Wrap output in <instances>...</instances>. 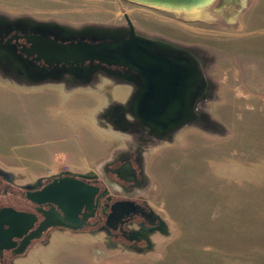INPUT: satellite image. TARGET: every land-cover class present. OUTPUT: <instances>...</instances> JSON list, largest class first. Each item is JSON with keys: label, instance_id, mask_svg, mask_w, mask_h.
<instances>
[{"label": "rangeland", "instance_id": "obj_1", "mask_svg": "<svg viewBox=\"0 0 264 264\" xmlns=\"http://www.w3.org/2000/svg\"><path fill=\"white\" fill-rule=\"evenodd\" d=\"M123 11L152 31L218 54L209 71L215 99L206 109L221 129L185 126L147 153V200L163 211L170 232L154 239L151 252L120 255L95 238L64 235V264H264V0H246L235 17L210 9L198 21L119 0H0V12L40 19L106 22ZM102 107L93 90H34L0 80V166L27 178L98 169L122 145L95 123ZM162 160L164 170L156 172ZM54 250L38 252L40 263L51 264Z\"/></svg>", "mask_w": 264, "mask_h": 264}, {"label": "flooded vegetation", "instance_id": "obj_2", "mask_svg": "<svg viewBox=\"0 0 264 264\" xmlns=\"http://www.w3.org/2000/svg\"><path fill=\"white\" fill-rule=\"evenodd\" d=\"M170 37L174 36L137 23L126 11L106 22L0 12V80L34 90H93L103 100L95 123L122 139V145L113 149L98 169L72 173L87 176L76 179L90 188L93 196L80 207L71 197L65 213L57 185L66 176L27 178L0 166V264H41L37 253L52 246L56 251L48 260L60 264L57 248L64 235L71 241L82 236L95 238L99 245L120 255L147 254L154 249V239L169 236L163 211L147 200L145 169L147 153L163 141L148 136L129 114L143 90L142 82L109 58L96 59L92 49L130 41L154 56L185 63L193 72L185 98V120L191 122L187 126H200L208 114V102L215 99L217 85L209 71L218 54ZM118 89L124 90L120 98L115 96Z\"/></svg>", "mask_w": 264, "mask_h": 264}, {"label": "water", "instance_id": "obj_3", "mask_svg": "<svg viewBox=\"0 0 264 264\" xmlns=\"http://www.w3.org/2000/svg\"><path fill=\"white\" fill-rule=\"evenodd\" d=\"M133 5L164 11L189 21H198L208 10L218 13L229 10L235 17L244 7L246 0H119ZM213 7V8H212ZM96 59L109 58L112 63L121 65L136 74L143 86L130 107V116L138 121L148 136L170 142L182 127L191 124L185 120V98L191 89L193 72L185 63L176 62L168 57L154 56L142 46H134L130 41L113 46H99L92 49ZM204 131L215 132L221 127L207 114L199 126ZM66 176L57 185L63 196V212L71 197L79 202L90 200L93 192L76 178L84 175L69 172L56 176Z\"/></svg>", "mask_w": 264, "mask_h": 264}, {"label": "crops", "instance_id": "obj_4", "mask_svg": "<svg viewBox=\"0 0 264 264\" xmlns=\"http://www.w3.org/2000/svg\"><path fill=\"white\" fill-rule=\"evenodd\" d=\"M255 1H258V0H255ZM230 82H232V80H230ZM105 131V130H104ZM105 132H109V131H105ZM109 134L111 135H113L114 136V134L115 133H113V132H109ZM116 135V134H115ZM180 141V140H179ZM150 158L152 157V155H150L149 156ZM164 159V158H163ZM148 163V162H147ZM162 163H164V161L162 160L161 161V163L160 162H157V163H155V170H156V172L160 169V170H164V165L162 166V165H160V164H162ZM160 166H162L161 168H160ZM166 168V167H165ZM146 169H148V167L146 168ZM158 169V170H157ZM159 170V171H160ZM89 171H92V170H87V171H85V172H89ZM85 172H76V173H85ZM150 174V173H149ZM147 175H148V171H147ZM150 175H148V178L150 179V177H149ZM159 176H160V174H159ZM156 207V206H155ZM157 209H159L158 207H156ZM161 210V209H160ZM170 233V232H169ZM68 248V247H67ZM67 248L62 244L61 245V247H60V251H61V254H60V256H61V258H62V263L61 264H64V262H66V261H68L67 259H70V258H68V251L66 252V250H67ZM117 255V254H116ZM64 257H66V258H64ZM80 262H77L76 264H79ZM72 264V263H71Z\"/></svg>", "mask_w": 264, "mask_h": 264}]
</instances>
